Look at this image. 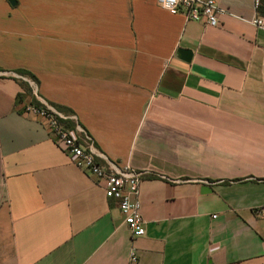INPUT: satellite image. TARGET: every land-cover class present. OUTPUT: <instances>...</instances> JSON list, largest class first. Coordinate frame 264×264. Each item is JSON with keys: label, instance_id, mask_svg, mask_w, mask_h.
Segmentation results:
<instances>
[{"label": "crops", "instance_id": "1", "mask_svg": "<svg viewBox=\"0 0 264 264\" xmlns=\"http://www.w3.org/2000/svg\"><path fill=\"white\" fill-rule=\"evenodd\" d=\"M257 4L216 0L210 27L155 0H0V264H264ZM33 99L100 164L145 173L142 236Z\"/></svg>", "mask_w": 264, "mask_h": 264}, {"label": "built area", "instance_id": "2", "mask_svg": "<svg viewBox=\"0 0 264 264\" xmlns=\"http://www.w3.org/2000/svg\"><path fill=\"white\" fill-rule=\"evenodd\" d=\"M155 1L171 15L180 13L186 20L200 21L210 27L218 24L216 0ZM252 22L257 28L264 30V17L257 15ZM39 103L42 106L27 104L24 108L25 112L41 118L54 142L70 161L102 183L105 197L117 203L131 236H142L144 227L140 213L139 185L145 173L133 171L128 167L119 169L113 164H100L89 139L87 137L84 141L77 139L64 127L66 120L64 115L50 105ZM258 213H264V207ZM136 261V251L130 248L127 264H134Z\"/></svg>", "mask_w": 264, "mask_h": 264}, {"label": "trees", "instance_id": "3", "mask_svg": "<svg viewBox=\"0 0 264 264\" xmlns=\"http://www.w3.org/2000/svg\"><path fill=\"white\" fill-rule=\"evenodd\" d=\"M256 11L258 15L264 17V0H258ZM20 75L26 76L27 74L24 72H20ZM27 76L30 77L29 75ZM29 104L36 105V106H42L36 99H33Z\"/></svg>", "mask_w": 264, "mask_h": 264}, {"label": "water", "instance_id": "4", "mask_svg": "<svg viewBox=\"0 0 264 264\" xmlns=\"http://www.w3.org/2000/svg\"><path fill=\"white\" fill-rule=\"evenodd\" d=\"M178 53L182 56L183 60L186 61V62H188L190 60V58H191V52L188 51V50L179 49Z\"/></svg>", "mask_w": 264, "mask_h": 264}]
</instances>
